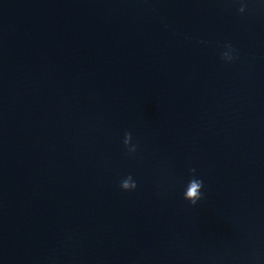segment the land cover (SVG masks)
I'll return each instance as SVG.
<instances>
[{
    "label": "clouds",
    "instance_id": "9594fccd",
    "mask_svg": "<svg viewBox=\"0 0 264 264\" xmlns=\"http://www.w3.org/2000/svg\"><path fill=\"white\" fill-rule=\"evenodd\" d=\"M239 10H240V12H243L244 7L242 6ZM227 47H230V45ZM223 58L226 60H231L232 56L229 54V52H225V53H223ZM131 139H132L131 133L126 132L124 135L123 143H124V146L128 149L129 153H134L136 151V146L135 145L130 146ZM190 171L192 173H195V169H191ZM120 187L122 190L132 191V190L136 189L137 184L132 179L131 175H129L127 178H125L121 181ZM202 187H203V181L202 180L190 179L189 185H188V192L185 194L184 198L186 200L190 201L192 205H195L197 203V201L202 199V192L198 191V190L202 189ZM192 196H194L195 198H191Z\"/></svg>",
    "mask_w": 264,
    "mask_h": 264
}]
</instances>
